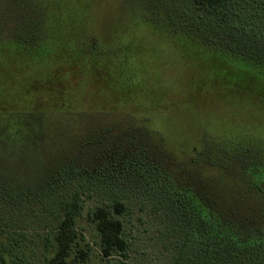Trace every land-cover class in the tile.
Instances as JSON below:
<instances>
[{"label":"rangeland","instance_id":"374dc122","mask_svg":"<svg viewBox=\"0 0 264 264\" xmlns=\"http://www.w3.org/2000/svg\"><path fill=\"white\" fill-rule=\"evenodd\" d=\"M38 182L0 194V264H43L75 189L67 264H212L181 249L195 194L264 224V0L224 21L191 0H0V189ZM116 190L125 259L90 218ZM237 260L264 264V237Z\"/></svg>","mask_w":264,"mask_h":264},{"label":"trees","instance_id":"16d2710c","mask_svg":"<svg viewBox=\"0 0 264 264\" xmlns=\"http://www.w3.org/2000/svg\"><path fill=\"white\" fill-rule=\"evenodd\" d=\"M191 1L199 10L213 14L218 20L224 21L227 18L229 5L235 0ZM139 138L144 137L140 134ZM141 151L147 152L146 147H141ZM162 173L164 175V172ZM44 184L38 182L34 187L23 191L18 189L19 185L6 184L0 189V194L17 198L40 196L44 194L46 185ZM121 192L116 190L112 196H109L107 203L96 206L90 212V218L99 233L102 255L111 257L116 254L125 259L129 244L124 237V225L120 218L126 210ZM193 199L194 216L189 220L184 231L181 249L194 248L193 250L198 251L201 257L206 256L210 259L212 264H236L237 259L246 252L248 247H255L262 241L264 224L254 215L253 217L250 214L239 216L236 213V206L227 204L221 194L214 193L208 198L195 194ZM158 201L156 197L154 204ZM155 205L158 207L157 204ZM59 207L62 215L53 235L56 249L50 257L45 258L43 264H67L71 250L76 247L78 232L75 223L83 208L80 191L75 189L69 198L59 202ZM47 240L49 241V238ZM45 246L48 247V244L46 243ZM86 256L87 252L83 248H76V257L84 259Z\"/></svg>","mask_w":264,"mask_h":264}]
</instances>
